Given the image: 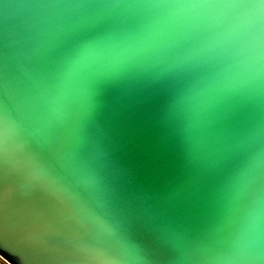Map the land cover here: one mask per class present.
Returning a JSON list of instances; mask_svg holds the SVG:
<instances>
[{
	"label": "water",
	"instance_id": "obj_1",
	"mask_svg": "<svg viewBox=\"0 0 264 264\" xmlns=\"http://www.w3.org/2000/svg\"><path fill=\"white\" fill-rule=\"evenodd\" d=\"M0 259L264 264V0H0Z\"/></svg>",
	"mask_w": 264,
	"mask_h": 264
},
{
	"label": "crops",
	"instance_id": "obj_2",
	"mask_svg": "<svg viewBox=\"0 0 264 264\" xmlns=\"http://www.w3.org/2000/svg\"><path fill=\"white\" fill-rule=\"evenodd\" d=\"M0 264H6L2 259H0Z\"/></svg>",
	"mask_w": 264,
	"mask_h": 264
}]
</instances>
